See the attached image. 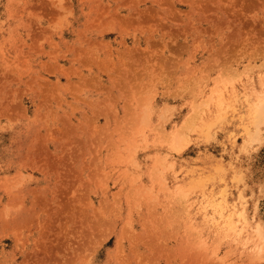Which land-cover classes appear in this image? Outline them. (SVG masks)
<instances>
[{"label":"rangeland","instance_id":"rangeland-1","mask_svg":"<svg viewBox=\"0 0 264 264\" xmlns=\"http://www.w3.org/2000/svg\"><path fill=\"white\" fill-rule=\"evenodd\" d=\"M0 264H264V0H0Z\"/></svg>","mask_w":264,"mask_h":264},{"label":"bare ground","instance_id":"bare-ground-1","mask_svg":"<svg viewBox=\"0 0 264 264\" xmlns=\"http://www.w3.org/2000/svg\"><path fill=\"white\" fill-rule=\"evenodd\" d=\"M194 111H196V113H198V112H197L198 110H195V109H194ZM194 111H193V112H194ZM196 113H195V114H196ZM192 115H193V114H192ZM192 115H191V116H192ZM188 118H189V117H188ZM190 119H191V118H190ZM193 119H194V118H193ZM187 121H188V119H187ZM190 121H191V120H190ZM192 122H193V121H192ZM185 123H188V122H185ZM189 123H190V122H189ZM192 124H193V123H192ZM188 126H189V125H188ZM192 126H193V125H191V127H192ZM189 127H190V126H189ZM221 201H222V200H221ZM220 204H222V203L220 202ZM228 215H229V214H228ZM204 216H205V215H204ZM201 217H202V215H201ZM205 217H206V216H205ZM241 217H243V219L245 218L243 214L241 215ZM227 218H228V216L225 217L226 220H227ZM202 220H203V217H202ZM227 221H228V224H229V222L231 223L230 220H227ZM228 224H227V225H228ZM231 226H234V224L231 225ZM229 229H231V228H229Z\"/></svg>","mask_w":264,"mask_h":264}]
</instances>
